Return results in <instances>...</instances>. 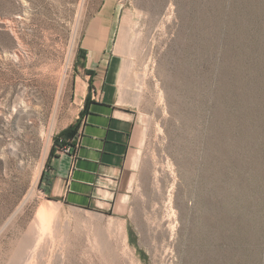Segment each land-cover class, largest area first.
I'll list each match as a JSON object with an SVG mask.
<instances>
[{
	"label": "rangeland",
	"instance_id": "374dc122",
	"mask_svg": "<svg viewBox=\"0 0 264 264\" xmlns=\"http://www.w3.org/2000/svg\"><path fill=\"white\" fill-rule=\"evenodd\" d=\"M107 90L123 167L52 197ZM0 264H264V0H0Z\"/></svg>",
	"mask_w": 264,
	"mask_h": 264
},
{
	"label": "crops",
	"instance_id": "0c3cea01",
	"mask_svg": "<svg viewBox=\"0 0 264 264\" xmlns=\"http://www.w3.org/2000/svg\"><path fill=\"white\" fill-rule=\"evenodd\" d=\"M108 90L103 101L90 105V113L80 128L82 137L72 175H68L67 156L52 158L43 173L41 182L52 197L83 202L97 180L113 177L123 167L132 127L127 113L116 106V93Z\"/></svg>",
	"mask_w": 264,
	"mask_h": 264
},
{
	"label": "trees",
	"instance_id": "16d2710c",
	"mask_svg": "<svg viewBox=\"0 0 264 264\" xmlns=\"http://www.w3.org/2000/svg\"><path fill=\"white\" fill-rule=\"evenodd\" d=\"M73 125H69L67 128H65L64 130H62L58 135L57 137H55L54 141L57 142L59 139H66V138H69V137H72L73 136ZM54 153H55V147H53L51 149V152H50V157L51 156H54Z\"/></svg>",
	"mask_w": 264,
	"mask_h": 264
}]
</instances>
